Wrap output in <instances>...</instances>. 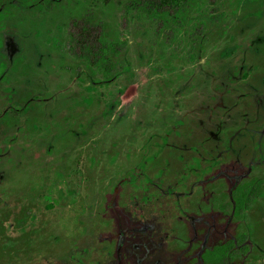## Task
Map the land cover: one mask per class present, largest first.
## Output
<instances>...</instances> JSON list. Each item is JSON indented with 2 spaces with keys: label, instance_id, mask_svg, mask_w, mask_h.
Instances as JSON below:
<instances>
[{
  "label": "rangeland",
  "instance_id": "rangeland-1",
  "mask_svg": "<svg viewBox=\"0 0 264 264\" xmlns=\"http://www.w3.org/2000/svg\"><path fill=\"white\" fill-rule=\"evenodd\" d=\"M183 2L0 0V211L29 232L9 264H181L177 220L226 236L248 169L232 196L258 178L264 212V0ZM209 178L212 210H180Z\"/></svg>",
  "mask_w": 264,
  "mask_h": 264
},
{
  "label": "trees",
  "instance_id": "trees-1",
  "mask_svg": "<svg viewBox=\"0 0 264 264\" xmlns=\"http://www.w3.org/2000/svg\"><path fill=\"white\" fill-rule=\"evenodd\" d=\"M103 3H108L111 0H101ZM184 0H158V5H173L176 10L174 14H170L166 10H161L157 13V16L163 19H168L170 17L185 16L182 12L184 8ZM255 1V0H249ZM250 169L247 171V175ZM247 175L241 177L235 181L233 187L225 190V195L229 197L232 205H237V202L242 204L243 212L238 216H234V209L232 208L228 212L221 211L224 214V219L230 221L233 227H230L226 233V236L219 237L216 241L209 245H205L200 248L197 240H192L188 233V224L183 219H178L175 223L178 225V229L175 235L172 236L167 242L168 244L174 246L175 250L182 252L183 262L181 264H257L262 255H264V212L257 211L254 214V225L249 226L248 224V213L249 207L246 201L249 199V194L254 189L259 181L255 178L254 184L250 185L248 191H242L239 198H234L232 196L233 192L242 180H244ZM224 179H222L223 181ZM216 182L210 178L205 181V189L208 190L209 198L204 200L201 196V190L197 189L196 192H192L188 196V200L182 204L179 203V209L193 214H201L202 212H209L212 210L208 204H215L213 196H215L216 190L212 189L210 185ZM200 188V186H199ZM204 189V188H203ZM207 194V195H208ZM212 199V200H210ZM237 199V200H236ZM214 203V204H213ZM239 203V204H240ZM241 206V205H240ZM253 209V208H252ZM11 208H4L0 211V264H9V258L12 252L18 250L27 249L29 232L21 231L16 235L7 234L5 229L6 225L4 221L10 217ZM26 212L22 210H17L13 214V220L16 225H20L26 219ZM122 251V250H121ZM117 256H120L119 250L115 252ZM122 257L124 264H134L130 260L126 261L129 255L122 252ZM220 262V263H219ZM257 262V263H255Z\"/></svg>",
  "mask_w": 264,
  "mask_h": 264
}]
</instances>
